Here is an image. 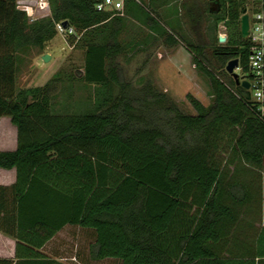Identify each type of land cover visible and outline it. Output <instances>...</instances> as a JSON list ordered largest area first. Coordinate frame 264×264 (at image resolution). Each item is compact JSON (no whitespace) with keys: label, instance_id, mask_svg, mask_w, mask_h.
Instances as JSON below:
<instances>
[{"label":"trees","instance_id":"1","mask_svg":"<svg viewBox=\"0 0 264 264\" xmlns=\"http://www.w3.org/2000/svg\"><path fill=\"white\" fill-rule=\"evenodd\" d=\"M99 1L49 0L51 14L32 19L19 0H0V118L10 116L18 129L17 147L0 150V168L17 171L15 183L0 184V230L18 239V257L22 242L33 257L71 224L94 232L93 258L120 264H264V227L251 233L252 221L236 211L260 197L245 181L253 173L235 168L223 186L214 158L228 124L240 128L234 147L242 158L264 164V115L227 70L235 57L248 69L246 0H186L187 27L177 14L164 17L181 0H125L123 10H99ZM205 9L212 20L193 32ZM124 14L143 15L168 44L189 49L212 103L188 93L195 111L187 112L151 79L138 85L126 77L115 62L127 53L119 38ZM61 20L84 39L82 78L94 85L84 108L71 112L54 110L60 73L45 85L17 88L19 53L56 37Z\"/></svg>","mask_w":264,"mask_h":264},{"label":"rangeland","instance_id":"2","mask_svg":"<svg viewBox=\"0 0 264 264\" xmlns=\"http://www.w3.org/2000/svg\"><path fill=\"white\" fill-rule=\"evenodd\" d=\"M23 1L34 6V16L46 17L51 14L50 10L40 7L39 0ZM185 1L181 0L165 8L164 17L173 16L175 18L177 14L180 24L187 27L186 8L183 5ZM246 3L251 12L253 0H246ZM152 11V15L160 19L159 14ZM123 19V29L119 38L125 45L127 53L125 56L117 58L115 62L122 64L125 75L130 81L139 85L147 79H151L159 89L167 92L187 112L195 111L187 98L188 93L195 95L206 105L212 103L213 97L210 93L209 81L195 67L192 54L184 44H168L163 33L150 27L145 22L143 15L135 17L124 14ZM209 19L212 20V15L205 9L203 16L201 13L196 21L194 19L191 23L193 26V28L191 26V30L193 32L197 29L202 30ZM162 21L166 22L165 19ZM219 28L226 29L224 22H220ZM193 32L188 34L195 37ZM218 34L220 37V31ZM224 35L228 40L227 29ZM205 40L207 41V38ZM227 40L223 42H227ZM85 48L86 43L81 38V34L66 35L58 32L56 37L49 40L44 46L32 45L21 51L19 53L17 88L45 85L60 73L61 79L55 82L56 88L53 91L54 110L56 112H71L83 109L84 102L88 101L94 91V85L87 83L82 78ZM46 53L51 54L49 60L44 59ZM239 130L238 126L233 127L228 124L222 126L216 137L214 158L223 168L221 178L223 186L226 184L229 187L228 182H230L232 170L235 168H249L247 175H250V172L253 173L251 178L247 177L245 181L252 182L250 191L258 192L257 190H259L260 197L253 194L251 202L237 205L236 211L241 220H246L247 223L252 221L254 225L250 232L257 234L258 230L264 227V164L256 165L247 161L235 149L234 142ZM17 141L18 129L16 125L12 123L10 116H2L0 118V150L16 148ZM250 168H257V171L250 170ZM254 175L257 178L253 182ZM75 240L74 243L70 239L76 249L73 251L74 254L77 253L84 258L88 257L87 251L83 248L81 236ZM64 255L69 256V252H65ZM75 260L73 258L71 261L76 264H79L78 262L81 260L84 261L82 258H78V262ZM101 264H120V262L115 258H105Z\"/></svg>","mask_w":264,"mask_h":264},{"label":"crops","instance_id":"3","mask_svg":"<svg viewBox=\"0 0 264 264\" xmlns=\"http://www.w3.org/2000/svg\"><path fill=\"white\" fill-rule=\"evenodd\" d=\"M15 149V148H14ZM17 180L16 168L7 169L0 168V184L11 185ZM81 236L83 248L88 253V257L84 258L74 254L75 238ZM70 239L73 241L71 242ZM95 240V234L92 230L83 228L79 225H66L63 229L59 230L52 238H50L41 248H38L39 253L33 257L25 256L29 251L26 243H21L19 246L21 257L17 256L18 239L10 236L0 230V264H5L4 260H12V264H34V260H38L37 264H76L73 261L75 258L84 259L78 262L79 264H101L103 259L93 258L90 252V246ZM69 252V256L64 255ZM78 252V251H76ZM79 256V257H78ZM72 260V261H71Z\"/></svg>","mask_w":264,"mask_h":264},{"label":"built area","instance_id":"4","mask_svg":"<svg viewBox=\"0 0 264 264\" xmlns=\"http://www.w3.org/2000/svg\"><path fill=\"white\" fill-rule=\"evenodd\" d=\"M19 2L27 9L32 19L38 17L34 16L32 4H27L23 0H19ZM39 5L43 9L50 10L49 0H39ZM96 6L99 10H123L125 0H100ZM252 7L251 12L249 6L246 8L250 23L247 38L250 44L248 69L243 72L240 65L236 71L239 73L241 81L244 79L249 81V88H245L249 92L250 99L258 105V109L264 115V0H253ZM56 27L58 32L62 34L72 35L76 33L75 27L69 23L66 25L64 20L58 21Z\"/></svg>","mask_w":264,"mask_h":264},{"label":"water","instance_id":"5","mask_svg":"<svg viewBox=\"0 0 264 264\" xmlns=\"http://www.w3.org/2000/svg\"><path fill=\"white\" fill-rule=\"evenodd\" d=\"M65 24H68V21L65 20ZM249 27H250V23H249V14L247 12V10L245 9V12L242 14L241 16V31H242V36L243 38L247 39L248 38V34H249ZM219 31L221 33L220 35V40L221 42L226 41L227 37L224 35L226 29L225 28H219ZM51 58V54L50 53H46L44 55V59L45 60H49ZM240 66V59L238 57L232 58L228 64H227V70L228 72H230L235 78L238 84L243 85L246 88H249L250 83L247 79L244 80H240V76L239 73L236 71V68H238Z\"/></svg>","mask_w":264,"mask_h":264}]
</instances>
